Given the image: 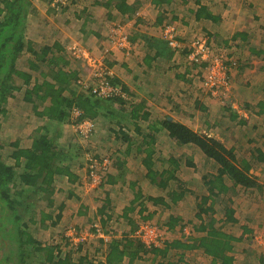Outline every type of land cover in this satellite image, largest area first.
Segmentation results:
<instances>
[{
	"label": "crops",
	"instance_id": "crops-1",
	"mask_svg": "<svg viewBox=\"0 0 264 264\" xmlns=\"http://www.w3.org/2000/svg\"><path fill=\"white\" fill-rule=\"evenodd\" d=\"M76 1L77 0H75V2ZM108 1L109 0H85V3L80 1V5H74L78 9L74 10L75 12L73 13V17L77 20L80 18L82 20V25L86 21L87 25L88 22H93L95 19H97L95 17H99L100 22H103L105 19L108 20L109 15H117L124 18L126 25L131 23L129 32V40L133 46L132 52L130 51L131 54L126 56L115 47H112V49L110 48V57L108 58V56L105 55V58L106 60L107 58L109 59V69L114 75V79L112 81L118 85H122L125 88L127 93V95H125L128 97L127 100H130V104L138 105L141 102L145 103L144 107L145 109H148L147 112L149 114V120L145 122L131 119L130 112L131 109L134 108L133 105V107L125 106L126 110L123 111L120 110L114 104V102L104 100V102L97 101L98 106L93 108L97 114L96 118L92 121L94 124L93 131L89 138L84 139L83 141L86 140L87 142L89 139L90 143L91 140L96 141L98 137L97 132L100 130L101 133H106V136L103 134L100 137L107 138V140L109 138L108 134L113 135L111 138L112 142H107L110 146L116 147V150L112 151L110 155L106 157L89 152L87 153L88 155L85 154L84 157L82 156L83 159L81 158L78 163L73 160L72 167L74 173L78 177V181L74 185H70L67 183L66 178L63 177L58 178L59 180L54 183L55 191L52 195L53 204L50 208L52 219L48 222L46 221L45 223V226L51 228L53 232H49V236L51 238H49L48 242L43 244V246L53 248L52 256L54 259H56V257L62 259L69 256L70 261L73 263H78L80 259L84 257L89 260H93V258L96 257L97 260H100L99 263L103 264L109 242L113 239L121 237V235L129 231L131 227L130 224L124 219L116 221L113 220L114 222L110 224L101 225L100 232L102 237L98 238L92 234L94 237L93 238L91 234L85 231L82 232L81 227L77 228L76 225L68 224L69 213H72L71 207H73L71 204L73 203V197L75 195L71 187L80 186V184L84 186L85 184L90 183L91 165H94L96 171L95 173L97 174L95 175L99 178V183L96 185L94 190L96 189L95 192H97V195H101L100 205L97 208H92L94 209V213L96 212L95 215L98 214L97 216L99 221L101 219L99 218V210L103 207L104 203L109 202V206L106 207V212L108 215L113 216L112 218L114 219L116 216L118 217L122 214L123 208L130 205V200H132L131 198H133L134 194L139 192V194H141V199H143L145 194H143L142 191V184L143 187L146 186L147 189L149 188V193L146 197L160 196L158 190H160L162 194L166 191L158 186H152V184L149 182L147 171L143 162L145 159V154H139L138 150H152L151 161L154 163L153 168L158 174H161L162 172L165 173V170L173 168L175 171L174 177L177 178L181 185H183L184 192H187V186L184 182L182 183V181L186 180L197 183L196 178L191 175L192 172H188L187 174L184 173V167L188 170L190 167L191 171L195 170L196 168L200 170L196 160H194L192 157H186L187 159H184L182 162L179 161V158H175L177 149L184 147L190 149L189 147H191V145L178 146L168 137V134L165 130L160 128L157 129V131L153 130L152 128V130L150 129V126L158 124L163 120H168L169 122L181 123L193 130L191 127V122L181 117V111L183 110L186 112L187 109H191L190 107L192 104L194 108L197 104L200 105L198 103L200 99L195 93V89L196 87L198 89V86H195L194 88L193 84H195V82H192V80L190 81L187 78L188 72L184 73L185 71H181V66H183L182 61L184 60L186 65V60L183 59L184 57L182 58V55H179L180 53L175 55L173 48L169 45L168 41L161 37V28L165 26H172L177 31L178 40L181 44L184 42L187 43L188 41L190 42L197 35H204L207 37L208 43H213V45H216L218 48L221 47L224 52H227L229 57L234 56L238 58L239 62H243V67H245V69L248 68L246 71L249 73H254V68L257 66V70L255 71L256 75L253 76V79L251 78L252 80H250L249 83H245L246 88H243L242 92L245 90L250 92L251 90L252 92L259 95H253L255 101L253 102V105L264 101V10H260L255 7L256 5L259 7V0H254L255 2L252 0H161V3L157 5L152 3L153 0H126L128 5L135 4L137 6L136 13L132 19H127L126 17L121 16L115 9L110 11L105 9L104 4ZM68 2V0H33L31 2L33 12L29 18L32 19L34 17L40 16L43 14V12L47 14L46 10L49 9H54L56 11L59 10V12L63 11L64 9L66 10L69 8ZM75 2H73V4ZM238 4H243V6L240 5V8ZM249 7L252 9L251 17L246 11L241 12L242 9H248ZM103 16H105L104 19ZM258 19H260V21ZM251 20L259 22H257V24H252ZM141 25L143 26V30L138 32L137 29ZM147 25H150L151 28H148ZM98 28L101 29L99 33L103 32L100 35L98 32L97 34L102 40H104L101 43L103 45L102 47H104L106 41L105 36L109 31H106L103 26L96 27V30ZM97 34H94V36H98ZM186 43L182 44L184 46L183 54L187 53V48L185 47ZM42 46L36 45L35 49H40ZM107 47L109 46L107 45L105 48ZM64 51L66 55L67 52L66 50ZM107 51L108 50H105V52ZM100 53L101 52L97 51V55L99 54L98 56H100ZM67 59L69 58L67 57ZM69 61L71 62V59H69ZM80 63L86 64L85 62ZM244 63L246 66H244ZM72 67L75 68L76 66L72 65ZM86 68L81 66L80 69L81 79L79 81L78 93H80L85 98L89 97L91 100H94V97L91 96L90 88L91 84L94 85L96 83V80L92 76V73L87 74ZM246 71L244 73H246ZM256 85L257 87H255ZM85 86H90L88 92L84 90ZM181 90L185 91V98L187 97V100L182 99L183 96L180 94ZM243 100L246 103L249 102V98ZM167 109H173V111L166 113L165 110ZM118 113L122 114L123 120L117 118L118 121H112V119H116ZM170 115H172V117H170ZM251 115L254 118L261 119L262 123H264L263 117L259 118L253 113H251ZM106 118L110 120L106 121ZM124 122L128 124L129 128L125 127L127 124L122 125ZM239 122L246 124V122L243 120ZM70 124L72 125V122ZM32 130L27 135H25L24 138L27 137L32 132ZM247 130H249L251 133L259 131L260 134H262V130L259 126H250L247 128ZM122 131L127 136L124 140L122 135H118ZM150 134L153 135L152 140L149 138ZM63 137V144L70 142V140H68V138L66 139V136L63 135V132L61 137L58 139ZM74 138L75 137L72 139ZM261 140H251V137L247 136L246 140H243V144L246 147H249V150L247 153H244L246 156L241 158H245L247 161L250 160V158H255L257 155V149L264 154V143L262 144ZM162 142L165 144L164 146L168 147L169 149V152L167 151L166 154H164L163 151H159L162 148ZM57 143H59V140L56 142V144ZM196 152L200 153L197 154L200 158L199 162L204 163L206 161L207 163V165L201 164L203 166V172L200 174L201 177L199 176V179H203L202 182L204 184L203 186L205 187V191L201 192L199 203L197 204V207H199L202 198L208 196L207 180L211 179L216 174L217 165L211 159L199 152V150ZM113 159L116 161L117 159L121 161L122 171H119V164L116 165V163H113L111 165ZM158 164L160 166H158ZM258 165L264 169V165ZM111 181L113 183H111ZM257 181L262 185L261 190H264L263 182H261L260 179H257ZM63 184L68 187V190L66 187L67 192L64 188H62ZM227 185H229V183H227ZM88 189L89 191H93V188L91 190L88 187ZM241 191L244 193L247 192V190L244 191L242 189ZM150 192H154V194H151ZM236 192L238 193L239 191L235 190V193ZM230 194L231 192L226 194L221 193L213 200H208L205 205L212 207V210L208 214L211 215V217L217 223L214 225V227L220 228L223 231L225 230L226 224V222H224V209L229 206H224L222 220H216L214 218L216 216H212L214 214L213 207L217 201H222L224 199L227 201ZM54 196L62 199L58 206H56L54 203ZM123 196L127 198L128 202L126 205L122 204L120 207H118V201L116 204L114 201L117 199H124ZM165 202L168 205L170 203L175 205V203L173 204L171 201L167 203L165 200ZM81 203V201L78 202L79 206L77 208L76 215L74 216H81L85 215L87 212H91L89 204L82 206L80 205ZM179 203L180 201H178L176 204ZM136 205H138V203H136ZM140 207L141 206L139 205L135 207L133 214H137ZM168 208H170V205ZM146 212H148L147 207L143 213ZM57 214H60L59 221L56 220ZM147 215L149 214L147 213L146 215H143V217H147ZM128 216L133 220L131 214H128ZM143 217L141 218L143 219ZM201 218L205 219L203 215ZM207 218L208 217H206V219ZM198 220L200 224V219ZM252 220L253 219L246 220V222L241 227V230L247 228L251 231V233L243 235L241 242L233 243L234 248L231 256L234 258V264H264V252L263 250L259 251L260 247H257L256 251L243 250V252L236 256L234 254L240 243L247 241V239L249 241L248 236L254 234L255 232L253 228L257 227L256 225L258 224L263 225L261 221V223L258 222L259 220L256 222ZM237 223L238 221L236 220L235 224ZM250 223H252L253 226H251ZM227 224L229 225L231 223ZM136 226L137 227L135 228V231L133 230V233L135 232L134 235L138 237V225ZM156 226L158 227L159 225ZM198 228L199 225L193 231L199 234L201 232H199ZM162 229H165V232H173V229L170 230L166 227V222L164 225H162ZM179 229H181L180 225ZM203 234L204 233H201V235L199 234L200 236L193 237L187 236L185 232H181L179 233V237H175L171 240H163V242H172L176 240L188 242L187 240L190 238L196 239L201 237ZM241 234L235 238H240L242 236ZM39 241H43L44 243V240L42 239ZM86 241H88V243L84 244ZM163 242H157L155 246L162 247ZM98 248H100V252L96 251ZM71 249H73L74 252L71 251ZM178 255L180 257H178ZM120 264H128V259H123ZM133 264H211V259L204 255L201 250H178L171 251L164 257L150 254L139 255L138 259H136Z\"/></svg>",
	"mask_w": 264,
	"mask_h": 264
},
{
	"label": "trees",
	"instance_id": "trees-1",
	"mask_svg": "<svg viewBox=\"0 0 264 264\" xmlns=\"http://www.w3.org/2000/svg\"><path fill=\"white\" fill-rule=\"evenodd\" d=\"M32 1L0 0V130L2 123L8 117L9 100L14 99L20 92L21 102L30 105L31 116L37 124L27 137L17 136L8 142L10 150L5 155L1 153L3 146L0 145V264H102L96 257L93 260L84 257L78 263L70 261L69 256L54 259L53 248L44 247V243L35 238L31 230V227L34 228L38 224L45 227L46 221L52 219L50 208L53 204L54 183L59 180L58 178L65 177L70 185L78 181L72 162L82 149L76 144L75 138L65 145L56 144V140L62 135L63 127L84 119L92 122L97 116L93 109L98 106L97 101L104 102V100L85 98L78 93L80 68L72 67L73 64L67 59L60 41L35 49L36 42L26 36L29 17L33 12ZM152 3L157 5L161 0H153ZM104 7L108 11L115 9L127 19H132L137 10L135 4L128 5L126 0H109ZM20 60H24V63L21 64ZM120 86L124 96H115L105 101L114 102L123 111L126 110L125 106H134L130 112L131 119L148 121L149 114L148 109L144 107L145 103L130 104L125 88ZM225 107L229 109L228 106ZM245 107L248 109L247 112L264 118V102L248 104ZM74 108L80 113L76 119L71 114ZM233 116L237 117L236 114ZM151 128L156 131L159 128L165 130L168 137L178 146L196 147L217 165L216 174L207 180L208 196L202 198L198 207L197 218L200 219L198 230L204 234L196 239L190 238L188 242L164 241L162 247H157L153 243L147 245L139 236L134 235L133 230L135 231L137 223L135 225L128 214L132 215L135 207L139 205L141 207L138 213L142 217L146 202L164 208H168L169 205L162 196L141 199V194L138 192L131 198L130 205L123 208L122 214L114 219L106 212L109 202L104 203L99 210L102 225L124 219L131 226L130 230L121 237L109 242L103 264H120L125 258L128 259V264H133L139 255L164 257L169 252L178 250H201L211 259V264H234V258L231 256L233 243L241 242L243 235L250 234L251 231L247 228L243 229L242 236L235 238L222 229L215 228L214 225L217 223L208 214L212 207L205 205L208 200H213L221 193H235V190L241 191V189L261 191L262 185L249 171L252 166L264 165V154L257 149L255 158H250L248 161L245 158L239 160L234 149H227L218 140L194 132L178 122L163 120L150 126ZM151 134L150 140L153 139ZM118 135H122L123 140L127 137L123 131ZM138 153L145 154L143 162L149 182L152 186L166 190L169 200L176 204L183 197L184 189L174 177L173 168L158 174L151 161L152 150H138ZM113 163L119 164V171H122L120 160L113 159L111 165ZM171 183L175 184V189L168 192ZM36 194L40 198L36 199L35 197H38ZM227 201L228 204L231 203L230 199ZM202 215L208 218L202 219ZM233 216L232 208L226 207L224 222L235 224L236 220ZM150 217L151 215H147L142 220H148ZM56 220H60V214L56 215ZM179 222V218L170 216L166 227L174 230ZM144 223L150 222L142 224ZM139 226L138 224V229ZM155 227L157 228L156 225ZM96 251L100 252V248ZM34 259L36 262L33 261Z\"/></svg>",
	"mask_w": 264,
	"mask_h": 264
},
{
	"label": "rangeland",
	"instance_id": "rangeland-1",
	"mask_svg": "<svg viewBox=\"0 0 264 264\" xmlns=\"http://www.w3.org/2000/svg\"><path fill=\"white\" fill-rule=\"evenodd\" d=\"M63 1V0H60ZM68 9H64L63 11L49 9L46 10L47 14L43 12L42 15L29 18L28 26H27V32L26 36L30 38L31 40L35 41L39 46H42L47 43H52L54 40H60V42L64 46V50L67 52V57L71 59V62L74 66L83 68H86L87 74H91L93 72V69L87 65L86 59H84V56L76 57L72 54V48H75V50H81L86 56H90L92 58H95V60L99 61L101 63V68L105 69L109 73H111L114 79L113 73L110 71L109 66L110 62L108 61L112 47H115L117 50H119L121 53L125 54L126 56L131 54L133 50L132 43L129 40L130 35V28L131 23L126 25V21L124 18L119 17L117 15H109L108 20L105 19V21L100 22L99 17H95L93 22L87 21L82 25V20L79 18L78 20L73 17L74 10L78 9L74 5L78 4L80 5V1L82 3H85V0H68ZM146 1V0H144ZM255 2L254 0H252ZM73 2H75L73 4ZM263 3V4H262ZM259 7L256 5L255 7L260 10H264V0L258 1ZM72 5V7H71ZM243 6V4H238ZM237 5V7H238ZM261 6V7H260ZM246 11L250 17L252 16V9L249 7L248 9L244 8L241 10V12ZM141 12V11H140ZM154 15V14H153ZM81 17V16H80ZM105 16H103V19ZM260 21V19H258ZM243 21V17H242ZM255 20H251L252 24H257ZM264 22V20H263ZM249 23V22H248ZM103 26V28L106 29L107 35L105 36V46L101 44L104 40L101 39L99 36L102 33L100 32V28L96 30V27ZM148 28H151V26L147 25ZM172 30L173 31V41H175L176 44L179 46L178 49H173V52L175 55L179 54L182 55V58L186 60V65L184 60L182 61L181 71H185L184 73H187V78L192 82H195V86H198V89L196 87V94L198 95V98L200 99L198 103L200 105H196V107H193V104L191 105V109H187L186 112L183 110L181 111V117L187 119L189 122H191V127L194 131L201 135H205L211 138H214L218 140L220 143H222L227 148H234L235 154L237 159H241V157L246 156L249 147H246L243 143V140H246V137H251V140H258L261 143H264V123H262L261 119L254 118L250 112H247L248 109H246L245 105L253 104L254 96L257 95V93H254L250 90H245L242 92L243 88H246V82L249 83L250 80L253 79V76L256 75L257 66L254 68V73H249L243 67V62H239L238 58L236 57H229L227 55V52H224V50L221 49V47H217L216 45H213L208 43L207 37L204 35H197L195 36L190 42L188 41L185 44V47L187 48V53L183 54L184 46L180 43L178 40V33L172 26H165L161 28V37L163 39V33L165 30ZM138 32L140 30H143V26L141 25L138 29ZM153 31V30H151ZM99 33V35L97 34ZM136 32V31H135ZM94 34H97L98 36H94ZM104 38V37H103ZM167 41V39H165ZM201 40L206 41V48L208 51L204 54V61L201 63H190L188 61V58L190 54L194 51L195 43L199 42ZM109 46L105 48L106 46ZM105 48V49H104ZM105 50H108L105 52ZM97 51L101 52L100 56L97 55ZM131 51V52H130ZM95 52V53H94ZM102 55V56H101ZM105 55L108 56L107 60L105 58ZM178 55V56H179ZM106 60V62H105ZM21 61V60H20ZM85 62L86 64L80 63ZM24 63V60L21 61V64ZM244 66L245 63H244ZM90 71V72H88ZM246 71V73H244ZM93 76V74H92ZM252 78V79H251ZM112 79V80H113ZM216 83L217 86L221 87L218 88L217 93L210 94V87H212ZM251 84V83H250ZM91 84V88H92ZM223 86V87H222ZM90 87V86H89ZM88 86L84 87V90L88 92L89 90ZM257 87V85L255 86ZM90 88V89H91ZM91 93V91H90ZM180 94L182 99L185 98V91L181 90ZM21 96L22 93H17L15 95L14 99L9 100L8 104V117L6 120L2 123V129L0 130V145H2L3 149L1 150L2 154H6L10 148L8 146V142H11L14 138H17V136L24 138L25 135H27L32 129L35 128L37 125L35 123V119L32 118L30 113V105L29 104H23L21 102ZM91 96H93L91 94ZM188 96V95H187ZM255 96V97H257ZM21 98V99H19ZM249 102L246 103L243 99H248ZM95 99V98H94ZM264 102V101H263ZM226 104V105H225ZM225 106H228L229 109H226ZM173 109H167L165 110L166 113L172 112ZM236 114L237 117H233L232 115ZM172 117V115H170ZM118 119H122V114L118 113L116 119H112V121H118ZM239 118V119H238ZM110 119L106 118V121H109ZM244 121L246 124H242L239 121ZM120 121V120H119ZM122 122V121H120ZM243 122V123H244ZM262 123V124H261ZM127 123L124 122L122 125H126ZM96 126V125H95ZM250 126H259L262 130V134H260L259 131L257 132H250L247 130ZM98 127V124H97ZM129 128L128 124L125 126ZM96 130V128H95ZM63 135L66 136V139L72 140L73 137L77 139L76 144L82 149L79 156H76L74 161L76 163L81 160L82 156L84 157L87 153H96L99 156H108L112 151L116 150V147L110 146L107 141L110 143L112 142L113 135H109V138L100 137L103 134L100 130L97 132V139L96 141H92L90 143V139L86 142L83 141L77 133L71 128V126L67 125L63 127ZM96 132V131H95ZM95 134V133H94ZM64 137L59 139L58 145H65L63 144ZM58 142V140H56ZM256 143V142H254ZM246 144V143H245ZM120 145V144H119ZM165 144L162 142V148L159 150L160 152H164V154L169 152L168 147L164 146ZM190 149L181 148L177 149L175 153V158H179V161H184V159H187L186 157H192L194 160H196V163L198 164V167L193 171H191V168L185 169L184 167V173L187 174L188 172H192L191 175H193L196 180V182H190V181H182L187 186V192H183V197L181 198L179 204L172 205L171 203L170 208H164L162 206H155L151 203L146 202L144 205L148 208V212L143 213V215H146L147 213L151 215L148 220L143 221L141 217H139V214L134 213L131 215L133 217V222L137 223V225H141L143 222L149 221L152 223L151 225H159L158 227L161 228L157 229V242L161 243L163 240H171L175 237H179V233L185 232L187 236H200L201 233H195L193 230L198 227L199 220L197 219V213H199L198 209V203L199 198L201 196V192L205 191V187L203 186V179H199L201 176L200 174L203 172V166L201 164L207 165L206 161L203 163L199 162L200 154L196 151L198 149L194 146L189 147ZM195 150V151H194ZM200 152V151H199ZM88 155V154H87ZM80 158V159H79ZM83 159V158H82ZM98 166V165H97ZM158 166H160L158 164ZM168 167V166H166ZM209 168V167H207ZM206 170V169H204ZM212 170V169H211ZM82 172V171H81ZM252 176L260 179L261 182H263L264 186V169L259 166L255 165L252 166L251 170L249 171ZM84 173V170H83ZM189 173V174H190ZM200 176V177H199ZM184 179V178H183ZM84 180V179H83ZM174 183H171V187H169L168 192L171 190H174ZM65 186V187H64ZM202 186V187H199ZM66 185L63 184V187L66 190ZM86 187V188H85ZM89 184H85L84 186L80 184V186H74L71 187L73 190V193L75 194L73 197V203L71 204L72 213H69V222L68 224L76 225L77 228L81 227L82 232H87L91 234L93 237L96 236L100 238L98 235V231H100L101 223L98 220V214L96 212L94 213L93 207H98L100 205L101 195H97L96 189L93 191H89L88 189ZM189 187V188H188ZM68 190V187H67ZM66 190V192H67ZM92 190V188H91ZM142 191L143 194H145L144 198L148 195L149 188L147 189L146 186L143 187L142 184ZM180 191V189L178 190ZM151 194H154V192H150ZM158 193L160 196L164 197V199L169 203V197L166 192L161 193L160 190H158ZM35 197L40 198L39 195L36 194ZM34 198V199H35ZM124 199H117L114 201L116 204L118 201V207H120L122 204L126 205L127 198L123 196ZM231 200V203L228 204V201L226 199L222 201H217L214 204V214L212 216L216 220H222L223 219V208L224 206H229L234 210V218L238 221L237 224H225V232L227 234H230L234 237H238L241 233V227L246 222V220L253 219L252 221L256 222H262L263 225L258 224L257 227L253 228L255 230L254 234H251L248 236L249 241H244L240 243L235 250L234 254L235 256L239 253L243 252V250L251 251L255 250L257 247H260L259 251L264 252V190L262 189L259 191H252L247 190L246 193L239 191L238 193H231L228 197ZM80 199V200H79ZM62 199L59 197L54 196V203L56 206H58L59 202ZM123 200V201H122ZM81 201L82 203L80 205L84 206L85 204H89V208L91 212H87L85 215L81 216H74L76 215L77 208L79 206L78 202ZM41 203V202H40ZM71 203V202H70ZM43 204V203H41ZM137 207V206H136ZM36 210H38L36 208ZM84 212V211H81ZM74 216V217H73ZM169 216L176 217L180 219V222L178 225H176V228H174L173 232L166 231L165 229H162V225L165 224V222L168 221ZM38 218V217H37ZM99 218L100 215H99ZM206 219V218H205ZM143 221V222H141ZM48 222V221H47ZM260 222V223H261ZM148 223V224H150ZM179 225L181 226V229H179ZM251 226L252 223H250ZM33 235L37 239L44 240V244L48 242V239L51 238L49 236V232H53L51 228L48 227H42L39 224L36 227H31ZM76 228V227H75ZM168 232V233H167ZM51 234V233H50ZM93 234V235H92ZM100 234V233H99ZM49 236V237H48ZM94 238V237H93ZM92 239V238H91ZM89 240V239H88ZM43 242V241H42ZM93 242V241H91ZM88 243L86 241L84 244ZM239 249V250H238ZM73 251V249H71ZM74 252V251H73ZM261 253V252H260ZM35 258V256H33ZM36 262V259L33 260Z\"/></svg>",
	"mask_w": 264,
	"mask_h": 264
},
{
	"label": "built area",
	"instance_id": "built-area-1",
	"mask_svg": "<svg viewBox=\"0 0 264 264\" xmlns=\"http://www.w3.org/2000/svg\"><path fill=\"white\" fill-rule=\"evenodd\" d=\"M173 31L168 29L165 30L163 33V36L165 39H167L169 45L173 49H178L179 46L178 44L173 41ZM72 54L75 55L76 57H80L81 55L84 56V59H86V63L88 66H90L93 69V77L96 80V83L94 86L91 88V94L93 97L97 100H107L108 98H112L115 96H124V94L121 91L120 85L114 83L112 81L113 76L112 74L106 71L105 69L101 68V63L95 58H92L90 56H86L81 50H75V48H72ZM207 48H206V41L201 40L199 42L195 43L194 51L192 54H190L188 61L190 63H201L204 61V54L206 53ZM222 85V84H221ZM220 86H217L216 83L210 87V94H215L217 93V90ZM223 87V86H222ZM72 117L76 119L79 116V110L76 108L71 110ZM94 124L89 121V120H81V121H74L73 124L71 125V128L75 131V133L78 134V136L84 140L89 138L93 131ZM90 183H89V188H94L96 185L99 183V178L96 176L97 174L95 173V167L94 165L90 166ZM96 174V175H95ZM157 229L155 226L144 223L139 226V229L137 231L138 236L140 239L146 243L147 245L149 244H156L157 243ZM98 235L102 237L101 232L98 231Z\"/></svg>",
	"mask_w": 264,
	"mask_h": 264
}]
</instances>
